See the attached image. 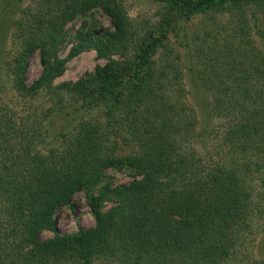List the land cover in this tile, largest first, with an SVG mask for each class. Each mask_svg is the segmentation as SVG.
<instances>
[{"label":"trees","instance_id":"obj_1","mask_svg":"<svg viewBox=\"0 0 264 264\" xmlns=\"http://www.w3.org/2000/svg\"><path fill=\"white\" fill-rule=\"evenodd\" d=\"M157 1L168 5L160 35L139 45L127 33L117 0H53L49 16L38 17L26 31L8 67L14 93L33 100L47 92L54 101L51 109L68 98L81 101L73 111L103 107L108 123L124 129L137 151L115 156L116 141L102 136L95 123L71 117L72 111L64 116L73 125L55 134L61 138L58 146L43 154L31 149V138L24 135L17 148L10 136L12 116L0 110V264H228L234 254L258 207L252 199L262 193L258 189L264 193V68H246L244 57L222 48L210 51L212 56L199 47L188 51L187 71L199 79L208 121L228 118L223 136L230 157L208 163L189 144L203 132L194 131L198 120L184 89L168 88L175 80L180 84L182 74L157 68L155 56L165 45L174 10L189 5L190 11L231 13L239 0ZM95 8L110 17L113 30L78 32L68 56L60 58L63 25ZM89 45L106 63L76 81L54 85L67 58ZM36 50L42 70L27 84L29 58ZM129 73L135 83L128 89L122 76ZM45 126L50 128L51 121ZM122 166L138 170L141 178L113 187L101 184L106 168ZM80 190H95L86 195L94 226L61 234L54 212ZM108 200L113 205L102 210ZM43 230L55 232L42 240Z\"/></svg>","mask_w":264,"mask_h":264},{"label":"rangeland","instance_id":"obj_2","mask_svg":"<svg viewBox=\"0 0 264 264\" xmlns=\"http://www.w3.org/2000/svg\"><path fill=\"white\" fill-rule=\"evenodd\" d=\"M52 1L0 0V110L12 116L14 123L10 136L16 138L15 146L17 145L18 148L20 137L26 135L31 138V149H37L46 154L51 147L58 146L61 140L59 135L55 134L67 130L72 123L70 118L75 117V119L81 118L85 122L95 123L102 136L109 135L110 141L115 140V156L136 152L137 147L127 142L125 130L117 123H108L103 107L98 109L81 107L80 110L73 111L81 101L76 102L73 98L69 101L68 98L60 104L57 103L55 109H51L54 107V101L50 99L47 92L42 91L35 99L29 100L18 97L12 90L9 64L18 52L22 38L27 35L26 31H31L30 28L35 27V19L49 16L47 9ZM117 2L127 17V33L137 39V45L160 35L158 26L162 18L167 17L165 15L168 8L167 3L157 0H117ZM189 9L188 5L184 10H174L171 14L172 22L168 28L167 39L165 45L157 50L155 64L161 70L165 66L169 73L172 69L174 74L181 72L180 84L175 80L168 88L171 91L180 85L184 89L187 102L195 110L198 120L194 131L202 130L203 132L197 143L192 138L189 144H194L210 163L222 157H230L231 152L223 136L228 118L225 115L222 118H213L210 122L208 121L206 111L203 110L204 94L199 85V79L194 80L192 74L187 71V53L191 50L198 51L199 47L204 54L212 56L210 51L214 52L222 48L226 53L230 50L232 54L237 53L244 57L246 68L251 65H260L264 68V0H239L231 13L220 8H207L201 12ZM106 30H113V25L110 17L101 8L92 9L84 15H76L63 25L64 41L58 49V56L60 58L68 56L70 48L77 42L78 32L90 36V33L100 34ZM132 51L134 50L131 48L128 57H132ZM112 58L122 59L117 55H113ZM239 60H241L240 57ZM227 61L226 59V64ZM105 63L106 59L98 57L96 50L89 45L73 57L67 58L63 71L53 80V84L76 81L85 73L93 72L97 66H103ZM169 64L171 67H167ZM41 70L40 53L36 50L29 58V66L25 75L27 84L35 80ZM132 76V73L122 76L128 89L135 83V77ZM61 105L62 109H60ZM69 111H72L71 117L64 116V113ZM44 113L49 114L47 118L44 117ZM48 120L51 121L50 128L45 126ZM45 129L50 132L49 136L55 135V137H46ZM13 141H15L14 138L11 142ZM246 155L245 157L250 156L249 153ZM140 178V172L134 168L110 167L105 169L101 184L113 187L128 184ZM255 189L257 191L258 188ZM257 192L261 194L252 199L258 202V207L251 217L250 227L241 231L234 254L230 257L228 264H263L264 248L260 247V241L264 234V193L259 189ZM87 193H95V190L87 192L80 190L71 197L69 204L56 209L53 219L54 227L59 233L71 234L94 226V217L87 203ZM111 205L113 201H106L102 210L108 209ZM54 232L43 230L39 238L42 240L51 238Z\"/></svg>","mask_w":264,"mask_h":264}]
</instances>
